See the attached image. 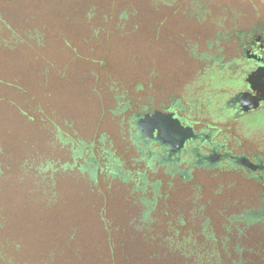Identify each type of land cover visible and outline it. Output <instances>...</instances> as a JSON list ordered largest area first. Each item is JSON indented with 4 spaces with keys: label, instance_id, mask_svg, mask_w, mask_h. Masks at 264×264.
<instances>
[{
    "label": "trees",
    "instance_id": "trees-1",
    "mask_svg": "<svg viewBox=\"0 0 264 264\" xmlns=\"http://www.w3.org/2000/svg\"><path fill=\"white\" fill-rule=\"evenodd\" d=\"M158 1L168 0H0V264H264L263 221L226 218L216 233L210 224L225 215L175 187L143 218L130 183L94 180L86 147L76 152L90 139L59 107L61 90L94 99L95 60L118 44L130 59L184 49L170 27L156 32L153 19L170 11ZM246 1L237 0L242 16ZM93 103L98 127L105 117Z\"/></svg>",
    "mask_w": 264,
    "mask_h": 264
},
{
    "label": "flooded vegetation",
    "instance_id": "flooded-vegetation-1",
    "mask_svg": "<svg viewBox=\"0 0 264 264\" xmlns=\"http://www.w3.org/2000/svg\"><path fill=\"white\" fill-rule=\"evenodd\" d=\"M153 6L170 9L168 18L153 19L156 32L170 27L172 40L184 49L166 52L167 65L156 52L120 84L102 70L93 102L115 123L100 127L120 135L125 154L105 146L106 132L99 131L86 146L76 143V152L86 147L83 166L94 180L103 175L130 183L140 193L143 218L166 187H175L186 188L184 198L191 196L198 207L214 206L218 217L225 215L215 227L206 218L202 231L220 233L226 218L264 222V13L253 0L246 1V16L237 0H168ZM150 122L155 128L144 134ZM166 133L170 144L159 138ZM185 238L190 246L194 238Z\"/></svg>",
    "mask_w": 264,
    "mask_h": 264
},
{
    "label": "rangeland",
    "instance_id": "rangeland-1",
    "mask_svg": "<svg viewBox=\"0 0 264 264\" xmlns=\"http://www.w3.org/2000/svg\"><path fill=\"white\" fill-rule=\"evenodd\" d=\"M260 0H253V2L259 7V10L261 13H264V6L259 5ZM258 3V4H257ZM142 54H148V55H154L156 52L154 49H146L142 50ZM126 54V49H123L120 44L115 45L111 48L109 52H105V54L99 55L98 59H103L104 63H96L94 72L98 74L100 78H103L102 70L106 68L105 72L108 76H115L117 77L118 83H122V76L127 75L130 73L133 74L136 72H140L139 68L142 66L147 65L145 62V59L147 56L140 55L136 57V59H130L125 56ZM96 56V55H95ZM97 57V56H96ZM160 64L161 65H167V61L169 60L167 57H159ZM112 61V62H111ZM107 66V67H106ZM79 73H83V70H78ZM78 73V77H79ZM82 79V78H81ZM85 79V78H84ZM79 87V84H78ZM5 90V89H4ZM7 93H12L11 91L7 90ZM76 95H71L70 93L67 94L64 90H61L59 100L58 102L60 108H65V110L72 111L71 114L74 115V119L76 120V124H80L79 126L84 129V131H79L83 135H85L87 138L91 139L92 137L96 138V135L98 134L99 131H105L106 132V138H103V143L105 146H109L110 150H113L121 155H124L123 151V144L120 135L115 132L112 133L108 128H103L100 126H93L95 123V120L93 119V116L91 113L94 111V103L93 99L88 96L87 94L85 95H80L81 92L78 91V89L75 90L74 92ZM102 105H98V108L96 110L101 111ZM110 121L108 119H104L101 122V125H106L109 126ZM116 128L115 125L113 126V129ZM110 133H109V132ZM95 134V135H93ZM109 140L110 144L107 145L106 141ZM122 145H121V144ZM117 153V152H116ZM110 199H114L111 197Z\"/></svg>",
    "mask_w": 264,
    "mask_h": 264
},
{
    "label": "water",
    "instance_id": "water-1",
    "mask_svg": "<svg viewBox=\"0 0 264 264\" xmlns=\"http://www.w3.org/2000/svg\"><path fill=\"white\" fill-rule=\"evenodd\" d=\"M251 86L253 87V85ZM253 99L255 100L254 102H256L259 98L255 97ZM154 128L155 127H154L153 122H150L146 127L143 128V132L144 134L151 135ZM159 138H162L166 144H170L169 142L170 137L167 135V133L165 135H161ZM181 142H182V139L179 140L178 146L181 145Z\"/></svg>",
    "mask_w": 264,
    "mask_h": 264
}]
</instances>
